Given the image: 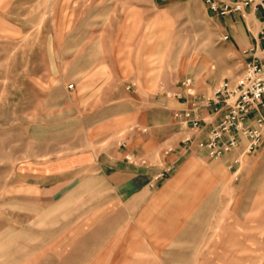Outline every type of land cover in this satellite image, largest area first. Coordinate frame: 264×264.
Listing matches in <instances>:
<instances>
[{"label": "crops", "instance_id": "0c3cea01", "mask_svg": "<svg viewBox=\"0 0 264 264\" xmlns=\"http://www.w3.org/2000/svg\"><path fill=\"white\" fill-rule=\"evenodd\" d=\"M216 16L218 38L227 36L222 40L227 50L242 62L254 56L264 63L258 39L264 20L260 9L250 6L242 14ZM115 33L95 34L85 46L73 47L66 61L58 56V48L55 51L54 89L42 88L39 98L42 142L59 150L70 147L64 133L79 134V141L71 152H46L25 160L23 171L14 176L18 199L4 207L7 211L0 210L7 213L0 217V264H160L161 242L181 243L167 236L172 223L161 235L162 198H174L181 188L187 194L206 189L214 179L208 167L213 163L216 174L225 168L237 180L245 156L250 164L264 161V139L253 153L241 157L235 178L226 164L242 150V137L231 153L217 160L202 149L185 148L181 138L194 132L172 119L173 111L190 106L180 80L161 82L159 52H144L134 31L123 35L125 39ZM215 85L205 77L195 88L210 95ZM259 111L264 116V107ZM199 114L205 129L217 118L211 106L200 107ZM44 116L53 121L43 123ZM194 134L205 137L204 131ZM251 178L246 175L244 187L235 191L241 201L246 199L245 212L264 203L261 177ZM191 229L187 224V237L179 241L191 243Z\"/></svg>", "mask_w": 264, "mask_h": 264}, {"label": "rangeland", "instance_id": "374dc122", "mask_svg": "<svg viewBox=\"0 0 264 264\" xmlns=\"http://www.w3.org/2000/svg\"><path fill=\"white\" fill-rule=\"evenodd\" d=\"M216 17L202 0H0V210L13 203L14 188L19 194L13 179L25 160L71 152L79 141V134L64 133L70 147L56 150L46 148L41 138L39 98L42 88L54 89L51 78L58 70L51 66L57 48L66 61L73 47L85 46L95 34L113 30L125 39L123 35L134 31L144 52H159L161 82L191 76L194 88L205 77L217 84L234 80L242 61L219 40ZM50 121L52 117L44 116L43 123ZM246 158L237 180L225 168L216 174L211 162L214 179L206 189L187 194L181 188L174 198L161 199V235L172 223L167 236L181 243L162 241L160 264H264V203L245 212L246 199L241 201L235 192L244 187L246 175L260 176L264 183V161L250 164ZM189 223L192 241L184 243L179 240L187 237L183 231Z\"/></svg>", "mask_w": 264, "mask_h": 264}, {"label": "built area", "instance_id": "2783aa9c", "mask_svg": "<svg viewBox=\"0 0 264 264\" xmlns=\"http://www.w3.org/2000/svg\"><path fill=\"white\" fill-rule=\"evenodd\" d=\"M202 1L207 10L216 15L235 12L242 14L250 6L264 13V0ZM226 39V35L220 37V40ZM258 39L263 42L259 51L264 55V20L258 31ZM252 50L250 48L241 53ZM241 65V72L234 80H221L213 87L210 95L197 93L193 78L185 76L180 79L179 86L190 99V106L172 112V119L179 128H190L194 133L205 132L204 138H197L194 133H185L180 142L185 148L204 150L209 159L217 160L231 153L239 145L240 138L244 139L240 153L226 164L227 169L233 170L234 178L241 157L253 153L264 139V116L259 111L264 107V63L251 56ZM173 96L179 97L180 94L174 93ZM202 106H211L213 113L217 114L216 121L206 129L205 121L199 114ZM170 150L171 148H167L166 152ZM125 159L133 160L130 155H125ZM139 162L143 163L144 159H139Z\"/></svg>", "mask_w": 264, "mask_h": 264}]
</instances>
